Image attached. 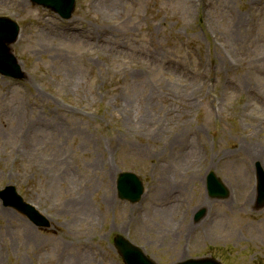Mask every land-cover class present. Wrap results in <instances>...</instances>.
I'll return each mask as SVG.
<instances>
[{
  "label": "rangeland",
  "instance_id": "1",
  "mask_svg": "<svg viewBox=\"0 0 264 264\" xmlns=\"http://www.w3.org/2000/svg\"><path fill=\"white\" fill-rule=\"evenodd\" d=\"M0 17L23 74H0V191L47 221L0 198V264H125L117 235L156 264H264V0H75L69 19L0 0Z\"/></svg>",
  "mask_w": 264,
  "mask_h": 264
},
{
  "label": "water",
  "instance_id": "2",
  "mask_svg": "<svg viewBox=\"0 0 264 264\" xmlns=\"http://www.w3.org/2000/svg\"><path fill=\"white\" fill-rule=\"evenodd\" d=\"M33 3L50 8L62 18H70L75 0H31ZM18 34V25L10 19L0 17V73L10 77L20 78L23 76L16 57L9 48ZM257 204H264V171L257 164ZM117 190L119 198L131 203L137 202L143 192V185L134 173L122 172L117 177ZM207 191L210 197L224 198L228 191L219 178L212 172L207 175ZM3 204L11 206L26 214L29 219L38 226L47 225V221L30 205L25 203L17 194L13 186H6L0 191ZM204 210H200L196 219L201 217ZM114 245L126 264H155L144 255L137 246L133 245L124 237L117 235ZM177 264H221L213 258L188 259Z\"/></svg>",
  "mask_w": 264,
  "mask_h": 264
},
{
  "label": "bare ground",
  "instance_id": "3",
  "mask_svg": "<svg viewBox=\"0 0 264 264\" xmlns=\"http://www.w3.org/2000/svg\"><path fill=\"white\" fill-rule=\"evenodd\" d=\"M68 201L65 204L64 209H67L70 212H76L80 206L81 207H85V201L83 200V198L79 197V200H75L73 197H70L69 199H67ZM77 201V202H76Z\"/></svg>",
  "mask_w": 264,
  "mask_h": 264
}]
</instances>
